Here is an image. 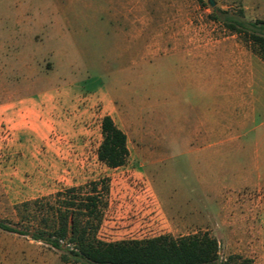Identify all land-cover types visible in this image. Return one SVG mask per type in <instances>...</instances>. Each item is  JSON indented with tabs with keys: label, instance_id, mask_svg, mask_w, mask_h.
<instances>
[{
	"label": "rangeland",
	"instance_id": "rangeland-1",
	"mask_svg": "<svg viewBox=\"0 0 264 264\" xmlns=\"http://www.w3.org/2000/svg\"><path fill=\"white\" fill-rule=\"evenodd\" d=\"M251 1L259 10L245 11V21L264 20V0ZM215 2L212 8L209 0H0V105L16 100L19 108L23 99L66 88L58 109L78 96L94 106L79 124L66 111L54 120L46 116V105L35 121L21 108L16 123L0 118V220L22 230L17 205L47 198L55 206L58 192L86 186L88 193L92 182H104L100 241L209 234L219 241L222 260L239 255L264 264V63L246 59V84L255 83L245 92L246 108L255 110L256 123L241 136L244 148L196 159L185 153L175 124L189 104V91L179 87L190 83L189 70L159 46L181 32L199 39L235 35L251 51L211 19L221 11L238 16L242 0ZM198 77V83L230 82L221 69ZM100 91L128 137L130 158L117 169L93 154L67 153L101 145L109 110L87 97ZM232 93L215 90L212 104L230 108ZM73 131L81 137L70 138ZM83 158L84 169L66 170ZM64 252L0 230V264H67Z\"/></svg>",
	"mask_w": 264,
	"mask_h": 264
},
{
	"label": "trees",
	"instance_id": "trees-1",
	"mask_svg": "<svg viewBox=\"0 0 264 264\" xmlns=\"http://www.w3.org/2000/svg\"><path fill=\"white\" fill-rule=\"evenodd\" d=\"M211 19L222 21L264 62V20L245 21L243 9L238 16L221 11ZM102 134L100 162L110 169L125 166L130 158L128 137L112 117H104ZM88 187V193H83L88 189L86 186L58 192L55 206L47 198L17 205L15 210L23 229L0 220V230L30 237L63 252L66 246L61 260L67 264H254L239 255L222 260L220 243L209 234L102 242L98 232L106 207L103 194L108 186L104 182H92Z\"/></svg>",
	"mask_w": 264,
	"mask_h": 264
},
{
	"label": "crops",
	"instance_id": "crops-1",
	"mask_svg": "<svg viewBox=\"0 0 264 264\" xmlns=\"http://www.w3.org/2000/svg\"><path fill=\"white\" fill-rule=\"evenodd\" d=\"M242 2L244 3L245 11L254 10V13H256L259 10L258 6L252 3L251 0H242ZM160 43L159 46L163 53L171 52L174 57L179 59L180 66L189 70L190 83L179 85L180 90L189 91V104L187 108L184 106L181 109L178 118L175 120L176 129L180 134L179 138H184L186 141L185 153L196 159L197 156L227 154L229 152L239 153L244 148V144L239 143L241 136L245 135V130L249 124L254 125L256 123L255 117L252 114L255 110L252 109L249 113L247 112L245 92L251 89L250 87L253 84L255 85V83L246 84V70L250 68L246 63V59L251 58L254 62L257 56L248 51L237 40V36L235 35L222 39H208L207 37L199 39L197 35L180 32L163 38ZM171 43L173 47L168 50ZM256 61H258L257 63H264L259 58ZM203 68H206V70ZM216 69L228 71L229 84L198 83L200 73L209 72L210 75H213ZM215 90H229L233 92L232 95L228 94L233 99L230 108L212 104L213 94L211 93ZM198 92H205V94L201 95L199 99ZM65 94L66 88L54 89L49 93L43 94L37 100H33L32 98L29 100L23 99L25 102L21 100L20 105L24 103V106H20L19 108L25 110V112L27 111L32 121H35L37 115H39L38 108L40 105H46L45 114L48 117H52L53 120L54 117L58 118L60 114L66 111L69 115L75 116L71 119L73 121L72 124L76 122L79 124L85 121V118L91 114L90 109L94 106L88 105L87 107L84 104L87 99L86 96H78V98L71 101V105L58 109L57 102L62 97H65ZM87 97L91 98L90 102L92 104L101 101L108 108L109 111L103 116L102 121L106 116L113 117L115 106L109 102L106 94H102L100 91V93ZM179 101L182 103V98ZM11 102H13V105ZM11 102L5 101L0 105V118H3L7 123L13 124L17 122L22 110L16 107V100ZM80 134L73 131V134L70 133L69 137L80 138ZM99 148L100 146L95 152H91L92 149L86 147L84 144L82 147L68 150L67 153L69 155H77V157L93 154L94 159L100 161L98 158ZM85 166L86 163L83 158L82 162L75 161L68 163L66 170L84 169Z\"/></svg>",
	"mask_w": 264,
	"mask_h": 264
},
{
	"label": "water",
	"instance_id": "water-1",
	"mask_svg": "<svg viewBox=\"0 0 264 264\" xmlns=\"http://www.w3.org/2000/svg\"><path fill=\"white\" fill-rule=\"evenodd\" d=\"M209 5L214 8L216 6L215 0H209Z\"/></svg>",
	"mask_w": 264,
	"mask_h": 264
}]
</instances>
